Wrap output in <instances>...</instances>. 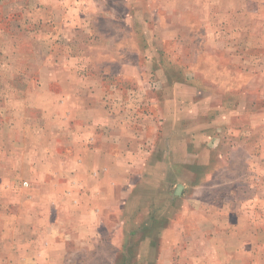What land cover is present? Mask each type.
<instances>
[{"label":"rangeland","instance_id":"1","mask_svg":"<svg viewBox=\"0 0 264 264\" xmlns=\"http://www.w3.org/2000/svg\"><path fill=\"white\" fill-rule=\"evenodd\" d=\"M52 200L36 264H264V0H0V224Z\"/></svg>","mask_w":264,"mask_h":264},{"label":"crops","instance_id":"2","mask_svg":"<svg viewBox=\"0 0 264 264\" xmlns=\"http://www.w3.org/2000/svg\"><path fill=\"white\" fill-rule=\"evenodd\" d=\"M102 136V135H101ZM101 136L99 138H101ZM109 140V138L107 137V139H102L101 138V143L98 144L99 148L98 150L100 151L101 154V163H106V162H111L113 164H117L120 162H126L125 157L123 156L122 153H120L121 151H118V153L113 154L111 152H107L106 150L109 149L110 146H105V145H109L108 142L106 143V141ZM123 139H120L119 137H116V140H114V145L117 146V149L120 148L121 150L126 148L125 143L122 141ZM113 146V145H112ZM128 149V148H127ZM130 150V149H129ZM128 151V150H127ZM86 153V152H85ZM127 153V157H131V153L130 151L126 152ZM125 154V153H124ZM71 156H69L70 158ZM71 161L70 163L73 161L72 157L70 158ZM81 160V158L79 159ZM130 161V160H129ZM128 161V162H129ZM97 165H100L97 163ZM115 185L112 186L113 188ZM113 192L115 191L118 194V189L115 188L113 189ZM32 190H30L31 194L34 195V190L33 188H31ZM77 190L74 191V193ZM102 191V192H101ZM100 192L96 189H92L90 191L87 190H79V192H77L78 194H80V203L78 207V213L79 215H83L85 217V220H83L81 223L79 221L78 229H84L83 232H80V236H78L77 238H72L75 240H71L70 245L71 244H83V245H87L90 243L97 242V238H93V235H95L94 231L95 228L97 227L98 224L94 223L93 220L95 219V217L99 218L100 215H103V208L100 206H103V202H100L98 199L101 196H105V197H109V195L107 194V192L109 193V190H101ZM62 193L66 194V196H68V198L66 199L69 207L72 206V188L66 189V190H57L55 191L52 190L50 197L53 198L55 197V195L58 193ZM112 192V191H111ZM112 192V193H113ZM75 196V195H74ZM75 202V201H74ZM34 203V204H33ZM47 204V208H49L48 210L46 209L44 212H42L41 214L38 213L37 211V206H36V202H32L31 204V213L28 214V212L26 213V221L24 219V216L22 217L21 220H17L16 221V226H18L16 228L17 232L19 230V228H31V232L33 235H31L29 238H25L22 236H15V237H9L7 228H8V224H0V262H4L5 264H8V262L10 260H14L13 262H15L16 264H36L38 261L40 260H47L49 262H52L54 260H57L54 256V247L58 245L59 247H65V245L67 244L65 242V240L61 241V242H53L52 238H51V234L50 231H46L42 236L40 235L39 231H40V226L42 223L44 224V227H46V229L49 230V226L48 225H53L55 223H57L55 221V219L53 217H51V213L54 212V215L59 216V208H57V206L55 207V201L52 200V202H48ZM99 205V207H97V205ZM20 210V209H18ZM19 213L21 214L22 212L19 211ZM100 214V215H99ZM49 215V217H48ZM101 217V216H100ZM101 220V219H100ZM9 223V222H7ZM29 224V225H26ZM81 224V226H79ZM81 228V229H80ZM132 228H136L134 225ZM41 236V238H40ZM43 237V238H42ZM71 239V238H69ZM42 246V247H40ZM66 249H68L67 247H65ZM63 249V248H62ZM65 250V249H64ZM207 259H213L214 260H218L215 256V254H207V256H205ZM222 257V256H221ZM219 258V257H218ZM221 260V258H219ZM227 256H223V261H226ZM229 262V260H227Z\"/></svg>","mask_w":264,"mask_h":264}]
</instances>
